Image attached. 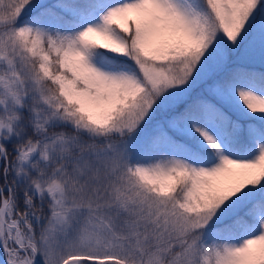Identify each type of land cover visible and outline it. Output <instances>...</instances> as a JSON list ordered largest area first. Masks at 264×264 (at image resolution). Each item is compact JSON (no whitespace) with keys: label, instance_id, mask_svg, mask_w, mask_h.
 <instances>
[{"label":"snow or ice","instance_id":"snow-or-ice-1","mask_svg":"<svg viewBox=\"0 0 264 264\" xmlns=\"http://www.w3.org/2000/svg\"><path fill=\"white\" fill-rule=\"evenodd\" d=\"M0 264H264V0H0Z\"/></svg>","mask_w":264,"mask_h":264}]
</instances>
